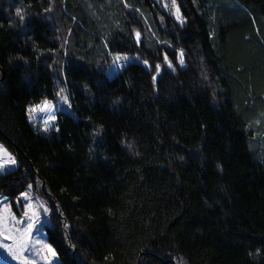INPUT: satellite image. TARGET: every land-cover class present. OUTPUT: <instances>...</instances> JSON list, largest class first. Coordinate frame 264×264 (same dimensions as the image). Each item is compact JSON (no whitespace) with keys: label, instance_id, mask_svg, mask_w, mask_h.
Listing matches in <instances>:
<instances>
[{"label":"trees","instance_id":"1","mask_svg":"<svg viewBox=\"0 0 264 264\" xmlns=\"http://www.w3.org/2000/svg\"><path fill=\"white\" fill-rule=\"evenodd\" d=\"M176 5L183 25L156 0H0V144L17 160L0 195L32 184L59 205L60 264H264V0ZM110 50L140 62L109 79ZM61 88L69 111L41 135L29 108Z\"/></svg>","mask_w":264,"mask_h":264},{"label":"snow or ice","instance_id":"2","mask_svg":"<svg viewBox=\"0 0 264 264\" xmlns=\"http://www.w3.org/2000/svg\"><path fill=\"white\" fill-rule=\"evenodd\" d=\"M172 6L176 9V19L183 25L186 23V20L180 15L179 6L176 5V0H171ZM168 5H165L167 7ZM51 7L45 9L46 12H50ZM16 16L18 17V22L23 25L25 21V15L22 14L21 9H16ZM135 37L137 44L140 43V33L135 32ZM109 55L112 57V64L109 65L110 71H119L122 70L127 63L135 59L140 60L139 56L129 57L127 54L122 53H113L109 51ZM176 63L180 68H184V51L181 49L175 56ZM164 62L166 63L169 69L175 71V66L172 61L168 59V55L164 54ZM143 64L150 70L154 71L152 80L155 83L157 76L160 75L161 65L156 64L153 68L147 60H143ZM65 92L64 88H61L57 95L63 101L64 104H69L68 97L63 95ZM49 105L45 103L43 105L44 109H47ZM36 108H30L29 112L36 111ZM55 116H50L48 119H45L44 131L47 132L51 127H54ZM58 130V129H56ZM98 134V133H97ZM183 159V157H181ZM17 165L16 157L9 152L3 145H0V174H10L8 170ZM33 185L29 184L28 188L32 189ZM34 198L29 195L27 191L20 193L17 197L16 206L22 211L19 216L12 212L10 205L7 203L8 197L5 196L3 201L0 202L3 204V211L0 212V250H3L6 253L7 257L11 258L13 261H18L19 264H37L36 260L28 259L24 253L31 252L36 257L46 261V264H52L54 259L58 258V253L56 248L53 247L51 243H46L43 240L37 239L35 242L32 241V236L35 232L41 231L45 225L43 224L42 217H47L53 213V210L59 211V205H53L52 208L45 206L44 204L34 205L32 200ZM62 216L63 213H60ZM50 230H54L56 225L49 224L47 225ZM70 225L67 223L63 224L64 229H68ZM41 234L44 233L41 231ZM74 247V246H69ZM150 254L148 250H145V255ZM71 256L72 253L70 252ZM251 255V253H250ZM256 255H259V250H257ZM66 264H73V261L68 260Z\"/></svg>","mask_w":264,"mask_h":264},{"label":"rangeland","instance_id":"3","mask_svg":"<svg viewBox=\"0 0 264 264\" xmlns=\"http://www.w3.org/2000/svg\"><path fill=\"white\" fill-rule=\"evenodd\" d=\"M156 1H158L164 7H165V5H168L165 8L176 19V15H175L176 9H175L174 6H172L171 0H156ZM176 21H177V19H176ZM177 23L180 24L178 21H177ZM128 56L129 57H136V56H130V55H128ZM132 62H140V60L137 61V60L133 59L129 63H132ZM129 63H127V64H129ZM111 64H112V61H111L110 65ZM119 71H110L109 70V67H108L107 70H106V76L109 79H112ZM63 95H66L67 96L66 92H64ZM45 103H47L49 105V107L47 109H44L43 108V105ZM30 108H36L37 109L36 111H32L31 113L29 112V121H30L31 125L34 127V129L38 133H40L41 135H47L49 132H51V131H53V130L56 129V124H55V121H54V127H51L49 129V131L45 132L43 130L44 127H45V124H44L45 119H48V117H50V116H56V113L57 112H62V111L68 112L69 111L68 104H64L63 101L60 99L59 96H57V98L55 99V101H52V102L43 101V102H41V103H39L37 105L31 106ZM16 166L10 168L8 171H11V170L15 169ZM25 191H27L29 193V195L34 198L32 200V203L34 205L44 204L45 206H47L49 208H52V206L50 205V203L48 202V200L46 199V197L44 195H42V194H39V193L35 192L34 189H33V187H32V189H29L27 187V189ZM3 199H4V196H1L0 195V202H2ZM16 201H17V198L15 200H13V201H11L8 198L7 203L10 205L12 212L15 213L17 216H19L22 210L16 206ZM3 210H4L3 209V204L0 203V212H2ZM51 217H52V214L49 215V216H47V217H42L43 224L45 225V227H43V229L41 231L44 233V235L41 234V231L35 232L33 234V236H32V241L33 242H35L37 239H39V240H43L44 242L48 243L47 236H48V229H49V227H47V225L52 224V218ZM24 255L28 259L36 260L37 261V264H46V261L40 259L39 257H36L31 252H26V253H24ZM0 264H19V262L18 261L11 260V258L7 257L6 253H4L3 250H0ZM52 264H60L59 259L58 258L57 259H54L53 262H52Z\"/></svg>","mask_w":264,"mask_h":264}]
</instances>
